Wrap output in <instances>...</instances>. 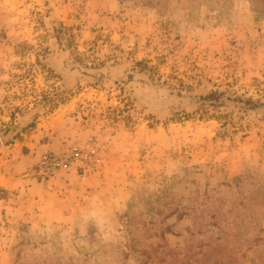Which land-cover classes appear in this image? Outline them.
<instances>
[{"label":"rangeland","instance_id":"374dc122","mask_svg":"<svg viewBox=\"0 0 264 264\" xmlns=\"http://www.w3.org/2000/svg\"><path fill=\"white\" fill-rule=\"evenodd\" d=\"M88 2L0 0V264H264V0Z\"/></svg>","mask_w":264,"mask_h":264},{"label":"crops","instance_id":"0c3cea01","mask_svg":"<svg viewBox=\"0 0 264 264\" xmlns=\"http://www.w3.org/2000/svg\"><path fill=\"white\" fill-rule=\"evenodd\" d=\"M88 3L90 8H95V11H97L95 13L100 14L103 12H110L111 14L117 13L119 9L118 0H89ZM65 9L66 8L59 9L55 12L56 15H59L61 20H65ZM62 14L64 15L62 16ZM66 19L68 20L67 16ZM33 137L35 136H31V138ZM47 145L53 147L50 143ZM13 167H15V165H13ZM24 175H16L14 172L7 170L0 173L1 187L10 191L13 196L5 201V207L7 210H10L9 213H11V215H14L13 219H26L31 216L35 217L36 215L52 216V213L47 211V201L49 198H45L51 195L53 187L43 182L35 183L34 179L23 177Z\"/></svg>","mask_w":264,"mask_h":264},{"label":"built area","instance_id":"2783aa9c","mask_svg":"<svg viewBox=\"0 0 264 264\" xmlns=\"http://www.w3.org/2000/svg\"><path fill=\"white\" fill-rule=\"evenodd\" d=\"M61 164V157L54 154V153H44L40 166H42L45 172H54L58 169L59 165Z\"/></svg>","mask_w":264,"mask_h":264},{"label":"trees","instance_id":"16d2710c","mask_svg":"<svg viewBox=\"0 0 264 264\" xmlns=\"http://www.w3.org/2000/svg\"><path fill=\"white\" fill-rule=\"evenodd\" d=\"M70 36L74 37L72 33H70ZM70 45H71V44H69V46H70Z\"/></svg>","mask_w":264,"mask_h":264},{"label":"water","instance_id":"95a60500","mask_svg":"<svg viewBox=\"0 0 264 264\" xmlns=\"http://www.w3.org/2000/svg\"><path fill=\"white\" fill-rule=\"evenodd\" d=\"M0 144H1V138H0Z\"/></svg>","mask_w":264,"mask_h":264}]
</instances>
